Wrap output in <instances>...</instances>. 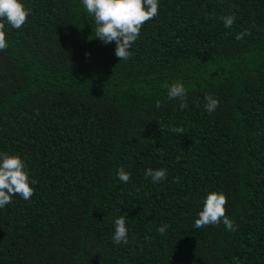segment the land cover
<instances>
[{
  "label": "trees",
  "instance_id": "1",
  "mask_svg": "<svg viewBox=\"0 0 264 264\" xmlns=\"http://www.w3.org/2000/svg\"><path fill=\"white\" fill-rule=\"evenodd\" d=\"M23 3L0 51V151L37 183L0 209V264H264V0H159L126 61L80 0ZM177 81L184 109L167 99ZM209 191L235 230L193 227Z\"/></svg>",
  "mask_w": 264,
  "mask_h": 264
},
{
  "label": "clouds",
  "instance_id": "2",
  "mask_svg": "<svg viewBox=\"0 0 264 264\" xmlns=\"http://www.w3.org/2000/svg\"><path fill=\"white\" fill-rule=\"evenodd\" d=\"M81 7L88 15L94 18L95 38L103 44H113L115 55L121 60H127L132 55V45L138 40L141 28L145 22L152 20L158 15L159 0H80ZM30 9L26 8L23 0H0V51L8 48L5 25L13 29H20L30 15ZM225 28H231L236 20L235 13L221 17ZM249 33H239L236 39H241ZM187 96L186 88L182 81L171 84L167 89L168 100H179L180 108L184 109ZM204 108L207 112H214L220 104L218 98L205 95ZM161 102L156 101L159 108ZM183 133V129H174ZM167 170L164 168L145 171V177L150 178L152 183H160L165 180ZM117 178L122 183L129 182L131 173L123 167L117 170ZM37 182L30 178L24 160L16 154L0 151V209L13 202L12 197L20 196L29 201L34 195V187ZM227 197L223 192L209 191L203 198V204L197 212L193 227L202 229L208 225H218L221 222L229 231L235 230L233 221L226 215L225 205ZM114 244H127L129 230L127 218L124 215L115 217L112 221ZM166 224H162L157 231L164 233Z\"/></svg>",
  "mask_w": 264,
  "mask_h": 264
}]
</instances>
